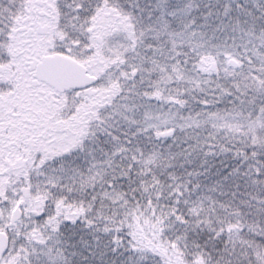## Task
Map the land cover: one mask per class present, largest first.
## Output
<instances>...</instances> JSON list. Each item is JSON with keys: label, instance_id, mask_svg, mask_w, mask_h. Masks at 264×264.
Here are the masks:
<instances>
[{"label": "snow or ice", "instance_id": "snow-or-ice-1", "mask_svg": "<svg viewBox=\"0 0 264 264\" xmlns=\"http://www.w3.org/2000/svg\"><path fill=\"white\" fill-rule=\"evenodd\" d=\"M0 264H264V0H0Z\"/></svg>", "mask_w": 264, "mask_h": 264}]
</instances>
